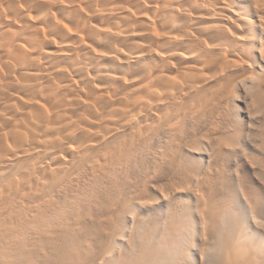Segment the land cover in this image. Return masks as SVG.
Listing matches in <instances>:
<instances>
[{
    "label": "bare ground",
    "instance_id": "bare-ground-1",
    "mask_svg": "<svg viewBox=\"0 0 264 264\" xmlns=\"http://www.w3.org/2000/svg\"><path fill=\"white\" fill-rule=\"evenodd\" d=\"M237 88L264 92V0H0V252L18 263L50 252L68 234L51 223L67 216L70 186L118 170L160 132L173 146ZM124 201L134 222L147 203ZM262 226L251 250L244 233L228 238L222 264H259ZM165 233L152 264H189L172 251L185 239Z\"/></svg>",
    "mask_w": 264,
    "mask_h": 264
},
{
    "label": "rangeland",
    "instance_id": "rangeland-1",
    "mask_svg": "<svg viewBox=\"0 0 264 264\" xmlns=\"http://www.w3.org/2000/svg\"><path fill=\"white\" fill-rule=\"evenodd\" d=\"M153 140L151 148L141 149L118 170L73 184L61 194L68 203L67 216L51 224L67 226L68 234L50 252L23 256L18 263L1 251L0 264H152L160 247L166 250L168 229L185 239L177 236L181 245L172 251L184 260L190 257L189 264H199L198 232L204 238L206 233L204 264H222L227 239H239L241 232L251 250L264 222V92L237 88L206 119L188 122L170 140L173 146L165 132ZM125 197L147 203L134 222ZM106 209L127 213L105 220ZM107 223L113 229L107 230ZM105 232L108 244L102 240Z\"/></svg>",
    "mask_w": 264,
    "mask_h": 264
}]
</instances>
